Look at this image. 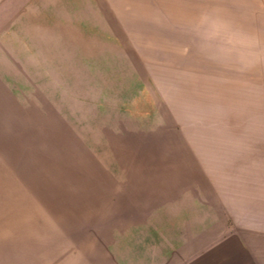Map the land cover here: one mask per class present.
I'll return each instance as SVG.
<instances>
[{
    "label": "rangeland",
    "instance_id": "374dc122",
    "mask_svg": "<svg viewBox=\"0 0 264 264\" xmlns=\"http://www.w3.org/2000/svg\"><path fill=\"white\" fill-rule=\"evenodd\" d=\"M262 178L264 0L0 7V264H153Z\"/></svg>",
    "mask_w": 264,
    "mask_h": 264
},
{
    "label": "crops",
    "instance_id": "0c3cea01",
    "mask_svg": "<svg viewBox=\"0 0 264 264\" xmlns=\"http://www.w3.org/2000/svg\"><path fill=\"white\" fill-rule=\"evenodd\" d=\"M211 192L153 264H264V178L232 193Z\"/></svg>",
    "mask_w": 264,
    "mask_h": 264
}]
</instances>
